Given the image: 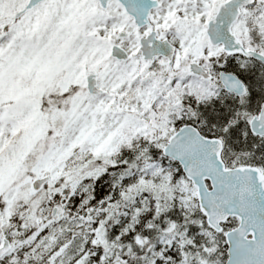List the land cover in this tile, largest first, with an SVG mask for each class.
I'll list each match as a JSON object with an SVG mask.
<instances>
[{"label":"snow or ice","instance_id":"6c2138e0","mask_svg":"<svg viewBox=\"0 0 264 264\" xmlns=\"http://www.w3.org/2000/svg\"><path fill=\"white\" fill-rule=\"evenodd\" d=\"M0 264H264V0H0Z\"/></svg>","mask_w":264,"mask_h":264}]
</instances>
